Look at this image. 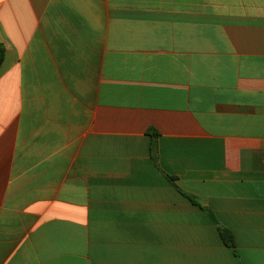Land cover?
Returning <instances> with one entry per match:
<instances>
[{
    "label": "crops",
    "instance_id": "obj_1",
    "mask_svg": "<svg viewBox=\"0 0 264 264\" xmlns=\"http://www.w3.org/2000/svg\"><path fill=\"white\" fill-rule=\"evenodd\" d=\"M0 44V264H264V0H0Z\"/></svg>",
    "mask_w": 264,
    "mask_h": 264
},
{
    "label": "trees",
    "instance_id": "obj_2",
    "mask_svg": "<svg viewBox=\"0 0 264 264\" xmlns=\"http://www.w3.org/2000/svg\"><path fill=\"white\" fill-rule=\"evenodd\" d=\"M3 57H4V49L2 45L0 44V66L3 62ZM219 233L225 245L231 248L235 247L234 237L232 236L229 230L224 229V228H219Z\"/></svg>",
    "mask_w": 264,
    "mask_h": 264
}]
</instances>
